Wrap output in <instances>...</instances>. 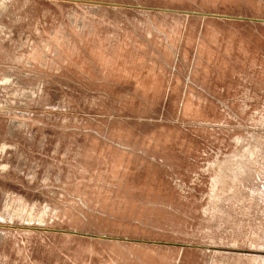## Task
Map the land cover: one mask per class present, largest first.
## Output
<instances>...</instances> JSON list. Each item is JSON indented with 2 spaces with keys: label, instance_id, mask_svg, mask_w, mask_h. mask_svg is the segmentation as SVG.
Listing matches in <instances>:
<instances>
[{
  "label": "rangeland",
  "instance_id": "1",
  "mask_svg": "<svg viewBox=\"0 0 264 264\" xmlns=\"http://www.w3.org/2000/svg\"><path fill=\"white\" fill-rule=\"evenodd\" d=\"M0 264H264V0H0Z\"/></svg>",
  "mask_w": 264,
  "mask_h": 264
},
{
  "label": "bare ground",
  "instance_id": "2",
  "mask_svg": "<svg viewBox=\"0 0 264 264\" xmlns=\"http://www.w3.org/2000/svg\"><path fill=\"white\" fill-rule=\"evenodd\" d=\"M234 158H236V156H234ZM234 158H232V159H234ZM230 160L229 162H230V165H226V168H224V166L223 167H221V175H222V177H229L230 178V180H232L233 181V179L236 177L235 176V170L237 169V167H235V162L233 161V160ZM3 168H4V166H2ZM6 168H7V166H6ZM238 169H242V168H239L238 167ZM225 171H230V174H228L227 172H225ZM231 181V182H232ZM222 183H225V181H221ZM232 188L230 187L229 188V190H231Z\"/></svg>",
  "mask_w": 264,
  "mask_h": 264
},
{
  "label": "flooded vegetation",
  "instance_id": "3",
  "mask_svg": "<svg viewBox=\"0 0 264 264\" xmlns=\"http://www.w3.org/2000/svg\"><path fill=\"white\" fill-rule=\"evenodd\" d=\"M226 163H230V162L227 161V162L224 163V165H225ZM222 166H223V163H222ZM222 166H220V168H221ZM235 167H237V169H236L234 172H235V176H237L238 172L240 171V169H238V167H239V168H242L243 165L241 164L240 161H237V162L235 163Z\"/></svg>",
  "mask_w": 264,
  "mask_h": 264
},
{
  "label": "crops",
  "instance_id": "4",
  "mask_svg": "<svg viewBox=\"0 0 264 264\" xmlns=\"http://www.w3.org/2000/svg\"><path fill=\"white\" fill-rule=\"evenodd\" d=\"M222 178L224 179V177H222ZM222 178H221V179H222ZM223 179H222V180H223Z\"/></svg>",
  "mask_w": 264,
  "mask_h": 264
}]
</instances>
